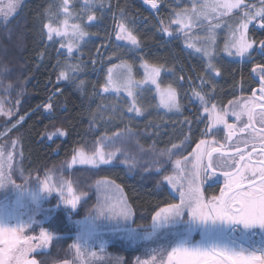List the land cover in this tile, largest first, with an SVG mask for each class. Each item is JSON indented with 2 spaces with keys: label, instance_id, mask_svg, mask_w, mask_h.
<instances>
[{
  "label": "snow or ice",
  "instance_id": "6c2138e0",
  "mask_svg": "<svg viewBox=\"0 0 264 264\" xmlns=\"http://www.w3.org/2000/svg\"><path fill=\"white\" fill-rule=\"evenodd\" d=\"M142 3L152 13H159L161 0H142ZM190 4L191 7H173L167 18L157 16L159 26L156 31L170 39L182 37L187 49L201 55L204 61L203 71L196 74L199 85L193 83L191 76L187 78L192 93L189 99L197 100L203 114H206L198 115L196 121L199 123L206 120L205 128L201 130L202 135L207 137L211 134V138L200 139L187 155L173 159V156L184 151L186 143L192 141V121L185 117L180 123L188 125V134L179 143H172L170 147L158 152L153 148L156 156L154 163L158 165L154 171L157 174L163 173L157 184L166 185L170 189L168 195L175 193L176 197L156 206L148 228L143 225L131 226L135 212L120 185L108 177L96 180L95 187L98 192L116 191L119 195H107L103 200L98 199L97 204L89 210V215L85 218L86 230L78 233L75 242L70 245L75 250L79 264L103 260L101 254L106 252L107 244L102 239L105 232L120 235L122 239L133 244H157L156 247L146 250L147 259L137 256L134 264H264V39L256 40L249 34L250 26L251 30L264 31V0H258V3H248L246 0H190ZM18 5L19 0H8L5 7H0V13L7 18ZM104 5L105 0H84L83 14L73 16L69 10V0H62L60 12L64 14V19L54 20L52 14H48L47 22L42 25L46 30L43 34L53 45L59 43L56 52L64 59L62 62L57 59L53 66L56 70L54 90L46 103L37 106L38 109L43 108L49 115L53 114L54 101L63 94L61 84L84 91L86 82L78 79V76L85 71L87 62L80 59L77 53L90 34L83 23L70 24L69 19L82 21L86 15L87 21L94 22L98 19L95 9L104 8ZM117 8L119 18L113 13L115 40L124 42L128 51L140 54L143 77L136 79L133 64L121 59L118 51L114 50L107 59L111 61L116 57L120 59V63H112L107 68L100 92L114 93L116 96L126 93L130 101L126 105L127 112L142 116L146 109L140 106L141 97L138 92L142 89L151 91L154 86L155 94L159 97L157 108H163L168 113L182 112L183 105L178 99L177 87L173 83L162 86L161 82L162 72H170L176 76L175 67L151 62L141 54L145 42L137 34L135 19L129 20L125 8L119 5ZM226 16L230 17L227 24L229 35L224 41L222 51L229 57L250 61V74L258 87H250V96L236 97L228 102L230 107L218 109L217 103L211 102L215 94L214 80L222 75L215 62L216 30L221 27V18ZM197 26L204 29L203 37L190 34ZM111 38L109 35L108 39ZM96 51L99 52L100 49L97 48ZM253 53H258L261 59L255 60ZM45 54L42 52L41 56ZM90 60L93 64L98 62L95 59ZM178 79L185 80V77L179 75ZM49 83L52 81L49 80ZM0 84H3L2 80ZM209 84L212 85L211 89L205 91ZM240 87L243 91V84ZM11 88V84L4 85L5 92H9ZM22 92L23 89L17 93L13 105L17 110ZM5 104L6 100L0 97V116H13V109L6 108ZM229 116L234 117L238 124L229 123ZM24 118L20 116L6 131L16 128ZM7 123L10 121H5ZM220 126L225 131L223 143L215 137V133L221 130ZM123 131L131 134L132 129L126 128ZM3 135L4 133H0V136ZM66 135L64 129L57 128L55 132L47 134V139ZM238 136V141L233 143ZM121 138L122 133H114L112 137H100L94 141L91 152H86L83 147L74 149L71 159L66 160L64 165L68 168L76 164L99 168L101 165L118 162L128 165L131 170L137 164L134 157L129 159L127 153H122L119 147L108 148V142L114 144L116 139ZM52 142L55 143V140ZM18 144V138L11 142V150L0 144V189L12 186L18 193L13 204L0 202V264H42L32 254L39 255L38 250L46 249L56 238L54 233L40 226L38 235L26 234L27 231L34 230V226L42 224V221L36 220L41 201L55 193L59 203L75 210L87 197V192H77L71 180L61 178L58 183L52 182L49 174L51 169L47 170L43 179L39 175V169L36 170V186L33 188L16 184L12 177L17 171L24 185L33 180L31 173L25 176L22 167L13 165V152L17 150ZM118 154L125 158L119 159ZM253 154L259 158L253 160ZM19 155L23 156L22 151ZM162 157H167L171 162V173L164 172L163 165L159 164ZM144 171L149 172L152 169L145 168ZM213 179L222 180L218 194L206 196L204 184ZM25 199L35 208L29 209ZM100 221L108 223H98ZM197 234L199 239L194 238ZM98 239L100 254L91 250ZM115 260L116 264H123L122 257H116ZM64 264L70 262L66 260Z\"/></svg>",
  "mask_w": 264,
  "mask_h": 264
},
{
  "label": "trees",
  "instance_id": "16d2710c",
  "mask_svg": "<svg viewBox=\"0 0 264 264\" xmlns=\"http://www.w3.org/2000/svg\"><path fill=\"white\" fill-rule=\"evenodd\" d=\"M58 1L27 0L22 4L16 16L6 24H0V68L5 67L3 76L7 78L5 79L6 82L8 81L7 84L12 85L9 92L14 94L13 102L17 99V93L23 89L19 97L21 102L18 118L20 116L26 118L30 115L21 128L13 131L19 139L20 149L23 153L18 166L24 169L25 176L31 173L32 177H35L36 170L39 169V175L43 178L47 170L61 167L66 160H70L74 149L83 147L84 150L92 151L94 141L98 138L105 135L113 136L114 133L122 132L126 128L134 130V135L131 137L132 143L127 144L133 150L130 153L134 158L142 156L146 158L145 155L138 154L137 147L143 149L144 154L151 152L155 154L153 148L158 152L160 149L170 147L172 143H179L183 136L188 134V125L180 123L185 117L192 121V141L186 143L184 151L173 156V159L187 155L195 148V144L200 139L206 138L201 131L205 128L206 120L199 123L196 121V117L202 113L200 107L189 99L191 91L188 89L190 86L187 79L191 76L196 85V74L203 71V66L199 65L193 56L186 52L180 44L179 38L172 41V44H166V37L156 31V27L159 26L157 16L167 18L173 7L179 8L185 5L182 2L176 3L175 0H161L159 13H152L145 9L141 6L140 0H105L103 15L99 11L95 12L98 17L96 25L88 27L84 22L74 20L75 23H83L86 30L92 29L95 33L90 34L91 37L95 35L98 39L93 42L88 39L89 42H86L85 47L81 48L84 53L80 51L77 54L80 59L87 62L85 71L78 76V79L86 82L84 91L81 92L71 85L65 87L61 84L63 94L55 99L53 114L49 115L43 108L38 109L37 106L46 103L54 90L56 70L53 66L57 59H60L61 62L64 59L56 52L59 43L53 45L47 41L46 35L43 34L46 30L42 28L43 23L48 20L49 13L52 14L54 20L56 19V3ZM117 5L126 9L129 20L135 19L137 34L145 42L141 54L151 62L164 63L166 67H175L176 76L174 77L170 72H162L161 82L162 86L173 83V86L177 87L178 98L183 105L180 115L168 116L161 112L156 107L157 102L152 89L151 91H140L138 94L141 97L140 106L146 109L142 116L128 113L126 105L129 101L123 97H112L100 92V85L104 83L107 68L112 63L116 64L120 61L116 57H113L111 61L107 59L114 50L118 51L121 59L130 62L139 60L140 55L128 51L125 45L119 46L117 49L115 39L113 42V13L116 14L117 19L119 18ZM106 10L109 15L105 16ZM78 11L76 5L75 16L78 15ZM249 34L256 40L264 38V31L250 30ZM109 35L112 37L110 43H108ZM107 44H109V48L104 54L105 47H108ZM97 48L100 49L99 52L96 51ZM123 48L125 49L123 50ZM42 52L46 54L41 56ZM83 54L85 56H81ZM90 58L98 62L93 64ZM139 63L136 62V66ZM245 65L240 61L226 59L217 64L222 75L214 80V95L216 101L223 107L237 97L234 90L240 78L246 77L248 74V66ZM101 66L103 67L98 73L97 70ZM181 67L184 72H181ZM179 75H183L185 80H179ZM49 80L52 83H49ZM93 85L96 87L93 88ZM211 87L212 85L209 84L205 90L208 91ZM94 93L99 94L96 96ZM57 128L64 129L67 135L61 138L47 139V134L55 132ZM52 140H55V143ZM133 157H129V159ZM119 159L123 160L122 157ZM161 160L160 158L159 163L165 165L164 172L171 173V162L168 161L166 164ZM146 164H138L130 170L128 165L114 162L97 169L72 171L69 176L74 188L78 192L85 191L87 195L89 194V198L81 204L74 214V218H83L84 210H87L88 206L92 207L93 202H96L90 187H84V181L92 185L96 180L108 177L123 188L127 200L135 212L133 226L143 225L144 228H148L156 206L162 205L166 200L171 201L175 196L168 195L170 190L166 185L158 186L157 181L160 180L163 173L157 174L153 170V164ZM145 168L152 169V171L146 172ZM17 175L21 179L18 171ZM58 217L63 224L58 225V229L49 225L47 228L50 227L57 235L67 238L54 242L49 252H41L37 255V258L45 264H59L71 259L72 256L70 245L75 240L76 231L65 222L62 215ZM60 222L58 221V223ZM121 254L126 258L128 256L125 252Z\"/></svg>",
  "mask_w": 264,
  "mask_h": 264
},
{
  "label": "rangeland",
  "instance_id": "374dc122",
  "mask_svg": "<svg viewBox=\"0 0 264 264\" xmlns=\"http://www.w3.org/2000/svg\"><path fill=\"white\" fill-rule=\"evenodd\" d=\"M26 1L27 0H19V5H18L17 9L13 13H10L7 18L4 17L3 13H0V24L4 25L8 21H10L14 16H16L19 13L22 4H24V2H26ZM178 1L185 4L184 6H181L179 8H183L185 6L191 7L190 0H178ZM178 1H175V2L178 3ZM246 2H248V3H258V0H246ZM7 3H8V0H0V7H5L7 5ZM61 3H62V0H59L56 3L57 14H56V19L55 20H62V18H64V14L62 12H60ZM83 3H84V0H74V1L69 0V10L73 13V16H75L74 15V8H75L76 5H77V9L79 10L78 11V15H82L83 14V8H82ZM96 11H99V13L101 15H103V12H105V5H104V8H99V7L96 8L95 12ZM107 14L109 15V12L106 10L105 16ZM74 20L75 19L70 18L69 19V23L70 24L73 23ZM82 22H84L86 24V26H88V27H91L92 25H96L98 23V21H94V22L87 21L86 15L83 16ZM228 22H230V17L226 16V17L221 18V27L216 30V32H217V42H216L217 55H216V61L215 62L217 64H219L223 59L235 60V61H243V60H241L240 58H237V57H229V56H227L226 53H224L222 51L224 41L227 38V36L229 35V30H228V27H227ZM87 31L89 32V34H94L95 33L92 29H89ZM190 34L192 36H194V37L195 36L203 37L205 35V31H204V29H202L199 26H197V27H195V28H193L191 30ZM56 39L58 40L59 38H56ZM88 39L92 40L90 42H93V40H95V41L98 40L95 35H94V37H91V35H90V37H86L85 38L86 42H89ZM114 39H115V37L113 36V42H114ZM179 40H180V44L184 47L186 52L190 53L193 56V58L195 59V61L199 65L203 66L204 61H203L201 55L198 54V53H195L193 50L187 49L185 47V44H184V41H183L182 37H180ZM110 42H112V41L109 40L108 43H110ZM115 43L117 45H119L120 47L125 45L124 42H120V41H116V40H115ZM167 43L168 44H172V42H170V41H168ZM85 44L86 43H83L81 48H84ZM107 46L108 47H105V53L104 54L107 53L106 50H108L109 44H107ZM124 49L125 48H123V50ZM62 51H65V50H62ZM80 51H82V49ZM78 53H80V52H78ZM81 53H84V52L82 51ZM81 56H85V54H83ZM134 62L135 63L136 62H140V59L137 60V61L130 62V63L133 64V72H134L135 78L136 79H141L143 77V69L140 67V63L136 66V64ZM119 63H120V61L117 62L116 64H119ZM102 67L103 66H101L97 70L98 73L101 71ZM4 69H5V67L0 68V80L3 81V84H0V97H3L6 100V104H5L6 108H12L13 109L14 115L11 116V117L0 116V133H4L3 136H0V144L6 145V147L9 150H11V142L13 140L17 139V137H16V135H14L13 131L21 128L22 125L24 124V120L25 119L20 124H18L16 126V128L11 129V131H6V129L11 128V124H15L16 121L19 119L18 116H19V111H20V104L18 106V110H17V108L13 107L15 102H13L12 96H14V94L11 93V91L10 92H5L4 91V85H6L7 82H8V81L7 82L5 81V79H7V78L3 76V72L5 73V71H3ZM162 75H163V73H161V76ZM195 83H196V85H199L200 82L197 79L195 81ZM189 88L190 87H188V89ZM143 90H145V89H142L140 91H143ZM152 90L154 92V97L156 98V102H157V105H158L159 104V97L155 94L154 86H152ZM139 92H138V94H139ZM105 95L112 96V97H123L124 99L129 101V98L127 97L126 93H121L120 96H116L114 93H105ZM189 96L191 97L192 93H190ZM191 100H192L193 103L197 104L200 107L199 102L197 100H195L194 98L191 99ZM211 102L217 103L218 109H223L225 107H230L228 104L225 105L224 107H223L222 104H219L216 101V99H215V95L212 96V101ZM158 109L161 112H163L164 114L168 115V116H178V115H180V113H175V112L168 113L163 108H158ZM200 109H201L202 115H206V114H203V111H202L201 107H200ZM5 121H10V123L5 124ZM222 128H223V126H220V129H222ZM133 132H134V130H132L131 134H129L128 132H125V131L118 132V133H122V137L123 138L116 139L114 144H112L111 142H108V148L110 149V148H114V147H119V148H121L122 153H127V157L128 158L129 157H133V156H131V153H130V151H133V150H131L130 147L127 146L128 143H132L131 142V137L134 135ZM217 136H218V133L216 132L215 133V137H217ZM61 137H64V136H61ZM61 137H59V138H61ZM110 137H112V136H110ZM54 138H56V137H52V139H54ZM210 138H211V134H209V136H207L205 139H210ZM135 147H137V146H135ZM136 150H138V154H143V155L146 156V158L143 157V156L140 157V158H135L136 161H137L136 165H138V164L139 165H143V164H146V163H147L146 165H148V163H149V164H153L152 167L154 169H155L156 166H158L157 164L154 163V161H149V160H155L156 159L155 154H153L152 152L151 153L147 152L148 154H144L143 151L140 148H138V147H137ZM20 151H21L20 145L18 144L17 150L13 152V155H14L13 165H14V167L17 166L18 163H19V160H20L19 152ZM85 151L86 152H91V151H87V150H85ZM134 152H135V150H134ZM118 156L120 158L122 157V159L125 158L124 155H122V154H118ZM148 158H150V159H148ZM161 159H162L161 162H163V163L166 162V164H167V162H168L167 157H162ZM159 164H162V163H159ZM102 166H105V165H101L100 167H102ZM164 166H163V168H164ZM77 169H97V168H92L89 165H80V164H76V165H73L72 168H68L66 165H64L63 167L61 166V167L52 169L51 173H49V174L52 176V182L58 183L61 178L65 179V180H70L71 177L69 176V174L72 171L77 170ZM44 177H45V175L43 176V178ZM12 178L15 181L16 184L22 185L24 188H33V187L36 186L34 177H33V180L28 185H24V181L18 177L17 172H15L13 174ZM43 178L41 177V179H43ZM84 187H90V190L93 192L92 195H94V198H95L94 201H96V202H93L92 207L88 206L87 207L88 209L84 210V214L85 215H84L83 218H79V219L74 218V214L80 208L81 204L89 198V194L87 195V197L84 200L81 201V203L78 205L77 209L72 210V209H70V207L65 206L63 203H59L57 195L55 193H53L51 196H47L45 199H43L41 201V203H40L38 214L36 215V220L37 221H42V224L38 225V226H34V230H29V231L26 232V234H28V235H38L40 226H43V227L47 228V226L49 225V226H52L54 229H58L57 226L58 225L61 226V223H62V222H60L61 220H60V218L58 216L62 215V217L65 218V222L68 225H70L72 228L75 229L76 234L74 235V238L76 240L77 234L86 230L87 221L85 220V218L89 215V210L92 209L97 204L98 199L99 200H103L104 197L107 196V195H111V196L119 195V193L116 192V191H112V192H98L96 187H95V183L90 185L89 183H87V181H84ZM123 194L125 195L124 190H123ZM172 194L176 197L175 193H172ZM17 195H18L17 191L12 186H6L5 188L0 189V202H7L9 204H13L16 201V199H17ZM25 203L28 205L29 209L35 208V206L32 205L27 199H25ZM58 221L60 223H58ZM77 221H80V223L78 224ZM98 223L106 225L108 222L107 221H100ZM131 226L134 227L133 226V221L131 223ZM48 229L54 233V236L56 238L53 240V242L46 249L38 250L39 253H41V252L42 253L43 252L44 253L49 252L50 249H51V246L53 245L54 242H56L57 240H60L62 238H67V237H63V236L57 235L54 232V230H52L50 227H48ZM141 230H143V229H141ZM102 239L107 241L106 252L101 254V255H103L104 258H103V260H99V261L92 260L91 264H116V260H115L116 257H122L123 258V264H134L135 258L137 256H140L141 259H147L148 257L145 254L146 250L149 249V248L157 246V244L154 243V242H140V243H137V244H133V243L127 241V240L122 239L120 235H111V234H109L107 232H105V235L102 237ZM75 240H74V242H75ZM99 245H100V240L98 239V240H96L94 242V246H93V248L91 250L92 251H96L98 254H100ZM71 250H72L71 259H68L67 261H69L70 264H79V261L76 260L75 250L74 249H71ZM123 252L127 253V255H128L127 258L125 256H123V254H121ZM35 254L36 253H33L32 255L34 256ZM59 264H64V262L59 263Z\"/></svg>",
  "mask_w": 264,
  "mask_h": 264
},
{
  "label": "flooded vegetation",
  "instance_id": "af4514ba",
  "mask_svg": "<svg viewBox=\"0 0 264 264\" xmlns=\"http://www.w3.org/2000/svg\"><path fill=\"white\" fill-rule=\"evenodd\" d=\"M175 1H178V0H175ZM179 2V1H178ZM252 28H250L251 30ZM176 38H173L171 39L170 42L174 41ZM264 39V38H262ZM166 44H168L167 42H165ZM254 55V58L255 60L259 61L261 59V56L258 54V53H253ZM241 63H245L246 67H247V76L246 77H243V80H241L240 78V81L237 85V87L235 88V93L237 95V97L243 95V96H250L251 93H250V87H258V85L256 84V82L253 80L251 74H250V64L251 62L248 61V60H243V61H240ZM243 84V91L241 90V87L240 85ZM228 122L229 123H236L238 124V122L235 120L234 117L230 116L228 117ZM239 126V125H238ZM218 133V136L216 137L218 141L220 142H224V137H225V131L223 130V128L217 132ZM239 139V136L237 138H234L233 140V143H236ZM241 147H243V145H241ZM259 157L256 156V154H253V160H256L258 159ZM222 183V180L221 181H216L215 179H213L212 181H208L207 183L204 184V189H205V195L206 196H211V195H215V194H218V191H219V186L220 184ZM255 238H258V237H254ZM195 239H199V236L198 234L195 236ZM40 254V253H39ZM37 255L38 254H35V258L37 260H39L37 258ZM41 261V260H39ZM42 264H45L43 261H41Z\"/></svg>",
  "mask_w": 264,
  "mask_h": 264
},
{
  "label": "water",
  "instance_id": "95a60500",
  "mask_svg": "<svg viewBox=\"0 0 264 264\" xmlns=\"http://www.w3.org/2000/svg\"><path fill=\"white\" fill-rule=\"evenodd\" d=\"M167 38V40H170V38L169 37H166ZM172 39V38H171Z\"/></svg>",
  "mask_w": 264,
  "mask_h": 264
},
{
  "label": "crops",
  "instance_id": "0c3cea01",
  "mask_svg": "<svg viewBox=\"0 0 264 264\" xmlns=\"http://www.w3.org/2000/svg\"><path fill=\"white\" fill-rule=\"evenodd\" d=\"M250 28H252V26H250Z\"/></svg>",
  "mask_w": 264,
  "mask_h": 264
}]
</instances>
